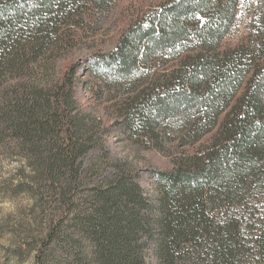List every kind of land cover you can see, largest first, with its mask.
Instances as JSON below:
<instances>
[{
	"label": "trees",
	"instance_id": "1",
	"mask_svg": "<svg viewBox=\"0 0 264 264\" xmlns=\"http://www.w3.org/2000/svg\"><path fill=\"white\" fill-rule=\"evenodd\" d=\"M115 9L116 0H0V66L24 63L52 42L72 49ZM139 14L113 51L99 52L91 64L66 63L48 89L19 82L15 103L0 108V138L10 133L36 155L61 207L37 264H46L43 248L51 244L72 256L73 234L91 246L86 263L77 264H149L151 249L158 264H264V226L247 222L242 211H222L225 203L243 205L248 179H264V3L164 0ZM245 19L247 35L228 44ZM160 59L167 66L157 71ZM118 80L128 88L110 102L117 125L157 144L159 120L182 117V126L167 123L166 133L189 150L174 160L176 168L156 174L163 194L157 209L138 172L117 161H110L111 181L93 180L88 202L76 209L69 194L83 183L82 161L96 133L95 124H82L77 95L84 86L102 102Z\"/></svg>",
	"mask_w": 264,
	"mask_h": 264
},
{
	"label": "rangeland",
	"instance_id": "2",
	"mask_svg": "<svg viewBox=\"0 0 264 264\" xmlns=\"http://www.w3.org/2000/svg\"><path fill=\"white\" fill-rule=\"evenodd\" d=\"M163 1L116 0L115 12L108 16L101 24L100 29L84 35L77 46L72 49L52 42L40 51L37 57L25 58L24 63L18 60L11 67L2 64L0 66V108H5L7 105L10 107L15 103L13 97L18 92V88L15 86L19 82L28 87L48 89L57 84L66 63L79 62L82 64L90 60L91 64L99 52L113 51L127 22L134 19L139 13L152 11ZM258 1L264 3V0ZM246 12L244 11V13ZM246 24V19L239 24L237 31L228 38V44L235 45L247 35ZM68 26L76 28L77 25L68 24ZM158 62L159 68L157 67L156 70L165 69L167 64L164 59H160ZM80 75L85 80H89L83 70L80 71ZM118 82L121 83L120 80ZM120 83L112 85L107 97L102 102H96L90 98L91 96L84 86L80 87L81 90L77 95L76 106L82 112V124L85 128L95 124L96 133L93 137L94 143L90 144L88 154L82 161L80 173L83 172L81 178L83 183L76 190H71L69 194L71 197L75 195L77 197L76 209H83L88 202L93 180L97 178L111 181L113 171L110 161L125 163L138 172L140 185L146 198L157 209L158 201L163 194L160 192L156 174L176 168L174 160L185 157L186 151L189 150V143L176 147L178 141L174 142L171 139L175 136L166 133V124L169 123L173 128H178V126H182V117L173 123L167 122L168 120L161 122L159 120L156 128L161 131H159L161 141L157 144L143 134L130 131L122 123L117 125L116 122H120L121 117L118 118L109 107L110 102L125 98L123 92L126 91L128 85ZM186 122L187 120L184 119V125ZM48 149L49 147L45 144L40 145L37 153L40 157H44ZM29 150L23 142H17L15 138L11 137L10 133H5L0 138V201L15 199L17 209L14 213L7 214L0 209V241H5L0 242V264H28L33 256L37 264V256L40 254L41 246L50 229L49 224L53 218L57 219L61 209L48 174L43 172L39 159L35 154L28 152ZM241 200L243 202L241 206H236L237 203H225L222 208L223 213L233 214L242 211L241 214L246 216L247 222L252 224L256 222V228L261 226L263 228L264 179L258 177L256 181L248 179L246 187L242 191ZM244 208L247 212L243 211ZM75 229L70 227V232H74ZM259 233L260 230L256 231V234ZM253 234L257 238V235L252 233L250 239H253ZM73 236L72 256L66 253L67 250L62 245L51 244L43 248L44 263L77 264V259L80 258L84 261L83 263H86L84 259L89 254L91 246L83 238L74 234ZM203 252L206 254V250ZM148 253L149 264H158L155 250L151 249ZM203 257H205L204 254L201 258Z\"/></svg>",
	"mask_w": 264,
	"mask_h": 264
},
{
	"label": "clouds",
	"instance_id": "3",
	"mask_svg": "<svg viewBox=\"0 0 264 264\" xmlns=\"http://www.w3.org/2000/svg\"><path fill=\"white\" fill-rule=\"evenodd\" d=\"M0 209H2L5 214L14 213L17 210L15 199H5L3 201H0ZM0 242H5V241H0ZM28 264H36L34 256L30 258Z\"/></svg>",
	"mask_w": 264,
	"mask_h": 264
}]
</instances>
